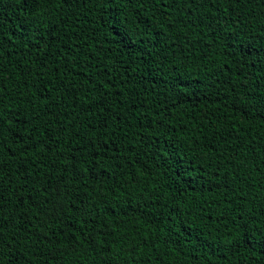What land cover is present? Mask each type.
<instances>
[{
  "label": "trees",
  "instance_id": "obj_1",
  "mask_svg": "<svg viewBox=\"0 0 264 264\" xmlns=\"http://www.w3.org/2000/svg\"><path fill=\"white\" fill-rule=\"evenodd\" d=\"M114 3L100 10L89 0L71 7L47 0L45 10L0 0V93H6V107L26 105L20 97L34 81L51 79L48 87L58 86L57 65H36L34 71L45 73L39 81L25 75L37 47L47 49L50 38L26 46L22 22L47 18L55 28L51 51L65 80L82 70L73 80L86 85L92 72L112 73L115 88L108 91L118 117L103 138L125 157L114 160L120 153L109 152L100 160L119 185L105 196V205L90 183L81 231L70 234V226H61L65 238L46 257L32 255L31 241L22 238L37 228L51 235L49 226L55 231L57 225L29 200L17 208L18 197L24 198L22 174L5 177L10 187L0 212L8 223L0 229V264H12L21 253L31 264H264V0H169L167 9L141 6L140 0ZM137 17L144 23L137 26ZM120 21V28L113 27ZM149 22L151 30L144 27ZM52 95L60 101L58 92ZM177 98L184 103L172 108ZM73 107L71 97L60 102L69 113ZM44 119L54 128L57 119L71 122L65 140L74 128L95 138L88 128L95 116L78 107L67 117ZM54 152L31 155L32 171L58 177L48 167ZM24 215L28 224H21ZM240 216L253 228L245 237H255L254 245L233 241L239 233L232 219Z\"/></svg>",
  "mask_w": 264,
  "mask_h": 264
},
{
  "label": "snow or ice",
  "instance_id": "obj_2",
  "mask_svg": "<svg viewBox=\"0 0 264 264\" xmlns=\"http://www.w3.org/2000/svg\"><path fill=\"white\" fill-rule=\"evenodd\" d=\"M89 2L93 5L99 4L100 10L115 6L114 0H112L111 5L109 0H89ZM175 2L176 0H172V3ZM22 3L26 8L40 9L43 5L46 10L47 6V0H22ZM80 3L81 0H59L57 6L71 7L73 4ZM140 3L141 6L151 4L154 9L158 6L163 9L169 7V0H140ZM40 15L44 16V13L41 12ZM151 15H155V12L153 11ZM22 23L24 28L21 31L20 39L26 46L28 44L38 46L42 37L48 36L50 38L45 41L49 45L47 49L41 51L37 47L36 52L33 53L35 56L33 64L25 69V75L30 78L34 76L35 80L39 81L45 73L40 70L34 71V67L38 65L39 69H48L49 64H54L57 65L54 70L59 74V79L57 81L58 86L55 89L48 87V84L52 83L51 79L48 80V83L41 82L37 84L34 81L29 90L20 97L26 101V105H17L15 111L6 107L3 100L6 93H0V201L4 200V193L10 187V180L9 184L4 183L5 177H10L14 173H21L22 180L19 187L24 198L18 197L17 208L22 209L25 206V200H29L31 206L38 210L46 221L50 220L52 224L57 225L55 231H52L49 226L51 235L37 228L29 236L22 238L31 241L29 249H35L32 255L46 257L49 249L57 247L65 238L61 226L64 228L70 226V234L72 230L81 231L78 225L81 223L80 217L86 212L91 199L86 191L90 183L94 185L93 190L99 189L97 191V196L100 197L99 202L105 203V205V196L114 190L113 185H119L115 173L109 174L100 163V160L109 152L120 153L119 157H112L114 160L117 158L125 159V157L119 147L109 148L110 141L103 138L108 135V130L118 117V114L111 107L113 97L108 91V88H115V85L112 84V73L104 69L92 72L87 78L86 85L85 82L73 80V76L82 74V70L81 73L67 76V80H65L66 73L60 72V61L51 51L52 34L55 32L51 21L45 18L35 24L28 21ZM45 23H47V27L44 26ZM122 23V21L117 22L113 24V27L120 28ZM142 23L144 21L137 17L136 25L139 26ZM144 27L151 30L153 25L149 22L144 24ZM58 38L59 34L56 35L55 39ZM2 47L3 41L0 39V48ZM61 55L63 56V53ZM67 55L71 56L72 53L68 52ZM63 67L67 68V65ZM98 77L102 78L98 80ZM32 87L35 88V91H32ZM53 91L60 94V101L52 95ZM69 97L72 98L73 105H76L80 111L89 112L95 116V119L88 122V128L96 132L95 138H86L81 135L79 128H74L69 133L68 139L65 140L64 134L72 127L71 122L66 121V119H57L54 128L44 119V117L49 116L55 118L61 114L67 117L75 113L76 107L72 108V113H69L66 108H60V102ZM12 99H15V97ZM183 103L182 99L177 98L171 107L175 108L177 104ZM58 108H60V112L56 111ZM6 112L10 114L6 115ZM77 118H79L78 114ZM123 118L126 119V115ZM97 129L99 131H96ZM114 135L115 130L113 129L112 136ZM75 137L80 139L73 143ZM38 149H42L45 153L52 152L55 149L53 155L56 159H50L48 167L52 173H58V177L49 175L44 178L39 171H32L33 162L30 156L38 154ZM125 150L131 151L132 149L126 145ZM5 153L7 154L6 159L4 158ZM12 165H15V167H12ZM120 166L122 167V165ZM38 184L39 187H37ZM105 189L109 190L108 193L105 192ZM3 207L4 205L0 204V208ZM94 210L99 212L98 208ZM105 210H107V206ZM6 216V212H0V229H3L4 225L8 223L6 219H3ZM29 222L30 219L24 215L21 224H28ZM232 224L234 230L239 233L238 237L233 238L237 247L245 243L249 246L254 245L255 237H245V233H251L253 228L249 226L248 221L244 220L243 216H240L239 220L233 218ZM0 235H2V232H0ZM233 241H229V243ZM144 243H147V241L145 240ZM3 247L4 242L0 240V249ZM12 264H31V262L26 260L21 253ZM38 264H47V260L38 261Z\"/></svg>",
  "mask_w": 264,
  "mask_h": 264
}]
</instances>
